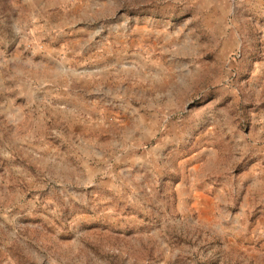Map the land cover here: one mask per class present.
<instances>
[{"label": "rangeland", "instance_id": "1", "mask_svg": "<svg viewBox=\"0 0 264 264\" xmlns=\"http://www.w3.org/2000/svg\"><path fill=\"white\" fill-rule=\"evenodd\" d=\"M0 264H264V0H0Z\"/></svg>", "mask_w": 264, "mask_h": 264}]
</instances>
